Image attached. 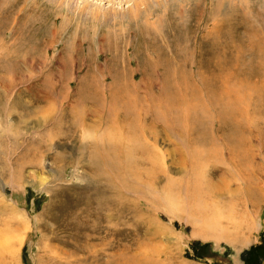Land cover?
I'll return each instance as SVG.
<instances>
[{
	"label": "rangeland",
	"instance_id": "1",
	"mask_svg": "<svg viewBox=\"0 0 264 264\" xmlns=\"http://www.w3.org/2000/svg\"><path fill=\"white\" fill-rule=\"evenodd\" d=\"M135 1L0 0V264H264V0Z\"/></svg>",
	"mask_w": 264,
	"mask_h": 264
},
{
	"label": "bare ground",
	"instance_id": "2",
	"mask_svg": "<svg viewBox=\"0 0 264 264\" xmlns=\"http://www.w3.org/2000/svg\"><path fill=\"white\" fill-rule=\"evenodd\" d=\"M135 1V0H134ZM141 1L142 0H138V1H135L134 3H137V7H140V4H141ZM163 2H164V4H166L167 2H169V0H163ZM142 3H143V1H142ZM133 4V3H132ZM156 4L158 5V2H156ZM144 5V4H143ZM135 6V5H134ZM161 6H163V5H161ZM151 8V7H150ZM150 8H144V9H142V8H136V11L139 13V14H141V15H143V14H146V12H147V10L150 12L151 10H150ZM161 10L162 11H164L165 13H167V12H169V6L167 7V6H163V7H161ZM117 11V10H116ZM134 12V11H133ZM153 12H158V8L157 9H155L154 11H153V7H152V11H151V15L153 14ZM182 11H181V9H179L178 10V13H181ZM96 13V12H95ZM155 14H158V13H155ZM154 14V15H155ZM160 14V13H159ZM147 16V15H146ZM149 16H150V14H149ZM148 18V17H147ZM163 18V17H162ZM145 19V18H144ZM111 20V19H110ZM110 20H107V22H108V24H106V25H110L111 27L112 26H115V25H118V24H120L119 22H116L115 20H114V22H112V20H111V22H109ZM145 22V24H147V22L146 21H144ZM152 27H153V29H154V26H153V24L152 23H148L147 24V28H149V29H152ZM121 28V27H120ZM119 28V29H120ZM165 28H166V26H165ZM126 29V28H125ZM164 30V29H163ZM120 31H122V28L120 29ZM96 33H98V35L100 36V39L98 40L99 41V43H100V46L101 45H103V46H105V45H107L106 46V49L109 47V46H111V45H114V47H119L120 46V43H119V35H121V34H116V33H114L112 36H111V34H112V31H110V30H108L107 31V29H105V30H103V31H101L100 33L98 32V31H95ZM126 34V33H125ZM125 34L124 35H122V37H123V39L125 38ZM118 41V42H117ZM122 43V42H121ZM123 44V46H125V44H128L129 45V42H125V43H122ZM151 44V43H150ZM99 47V46H98ZM103 47H100V49H102ZM146 49V48H145ZM145 49H144V51H145ZM110 50H111V47H110ZM146 53V52H145ZM5 55H7V54H5ZM165 56V55H164ZM164 56H162V57H164ZM232 90H231V87H229V89H228V92H229V95H231V92ZM233 92V91H232ZM233 95H236V94H233ZM231 97V96H230ZM226 110V109H225ZM233 118H234V115L232 116ZM194 190H195V187H194ZM198 191L199 190H195L194 192H192L191 194L192 195H190V196H192V197H190L189 196V193L190 192H188V193H186V198L188 199V197H189V199H191V202H193V201H196V194L198 193ZM189 212H191V211H189Z\"/></svg>",
	"mask_w": 264,
	"mask_h": 264
},
{
	"label": "trees",
	"instance_id": "3",
	"mask_svg": "<svg viewBox=\"0 0 264 264\" xmlns=\"http://www.w3.org/2000/svg\"><path fill=\"white\" fill-rule=\"evenodd\" d=\"M211 264V263H210Z\"/></svg>",
	"mask_w": 264,
	"mask_h": 264
}]
</instances>
